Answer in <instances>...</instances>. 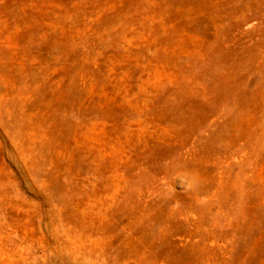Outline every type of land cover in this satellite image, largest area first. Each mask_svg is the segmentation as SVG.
<instances>
[{"label": "rangeland", "instance_id": "obj_1", "mask_svg": "<svg viewBox=\"0 0 264 264\" xmlns=\"http://www.w3.org/2000/svg\"><path fill=\"white\" fill-rule=\"evenodd\" d=\"M0 264H264V0H0Z\"/></svg>", "mask_w": 264, "mask_h": 264}]
</instances>
